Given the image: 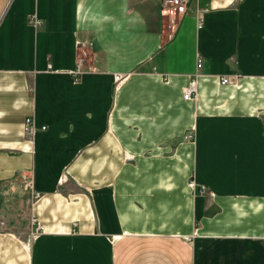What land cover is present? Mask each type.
Masks as SVG:
<instances>
[{"label":"crops","instance_id":"crops-1","mask_svg":"<svg viewBox=\"0 0 264 264\" xmlns=\"http://www.w3.org/2000/svg\"><path fill=\"white\" fill-rule=\"evenodd\" d=\"M161 6L0 0V264H264V0Z\"/></svg>","mask_w":264,"mask_h":264},{"label":"built area","instance_id":"built-area-1","mask_svg":"<svg viewBox=\"0 0 264 264\" xmlns=\"http://www.w3.org/2000/svg\"><path fill=\"white\" fill-rule=\"evenodd\" d=\"M188 5H189V0H162V6H161V10L164 11V13L167 16H170L171 19H174L175 17H178L180 15H183L187 12L188 9ZM201 19V17H199V20ZM83 56L81 58L77 59V66L75 70H72V73H79L80 71V66L83 63ZM202 65V60L200 58H198L197 60V68H200ZM196 74L189 80L188 84L184 87L183 89V97L185 99H191V98H195L196 96V89H197V81H196ZM124 78L123 74H116L114 76V79L116 82L121 81ZM228 78L227 77H222L221 78V82L222 83H226L228 82ZM24 129L25 131H29L34 129V127L32 126V122L29 116H27L25 118V122H24ZM40 129H45V126H40ZM27 186L31 187V181L27 182Z\"/></svg>","mask_w":264,"mask_h":264},{"label":"rangeland","instance_id":"rangeland-1","mask_svg":"<svg viewBox=\"0 0 264 264\" xmlns=\"http://www.w3.org/2000/svg\"><path fill=\"white\" fill-rule=\"evenodd\" d=\"M27 183L24 184V194H23V202L20 204L16 215H7L3 216L4 226L11 227L14 234L20 237L22 240H26L27 242L30 240V236L32 234L33 227L32 218L28 214V204L30 201ZM10 207V206H9ZM8 207V208H9ZM7 208V209H8ZM36 230V229H35Z\"/></svg>","mask_w":264,"mask_h":264}]
</instances>
